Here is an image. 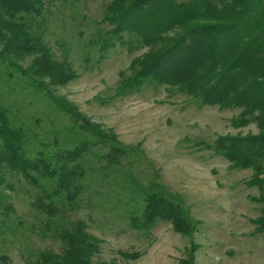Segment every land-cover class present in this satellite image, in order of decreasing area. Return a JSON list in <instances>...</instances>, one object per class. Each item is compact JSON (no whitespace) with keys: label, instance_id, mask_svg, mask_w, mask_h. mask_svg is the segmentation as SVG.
<instances>
[{"label":"rangeland","instance_id":"374dc122","mask_svg":"<svg viewBox=\"0 0 264 264\" xmlns=\"http://www.w3.org/2000/svg\"><path fill=\"white\" fill-rule=\"evenodd\" d=\"M108 2L50 0L40 26L32 27L54 58L66 59L75 73L64 85L49 86L52 94L114 134L122 145L141 152L132 155L131 167L126 166L129 180L112 171L106 178L100 173H93L91 179L87 175L79 209L65 216L85 221L87 231L100 240L99 253L92 259L95 264H179L192 243L198 246L194 264H264V236L255 233L252 223L260 213V204L253 199L259 197V190L247 185L250 170L231 168L204 147L220 136L256 134V127L234 128L230 120L237 110L199 107L165 85L145 86L131 94L121 89L133 61L147 50L130 49L119 41L105 48L98 40L111 28L102 21ZM31 59L14 58L11 65L0 62V109L23 131L28 155L36 157L40 152L49 158L85 138L23 74ZM43 82L48 83V78ZM106 150L102 144L89 147L80 165L99 168L96 155ZM4 176L0 200L12 211L0 216L7 224L0 226V251L8 255L10 264H28L45 250L60 252L54 227L43 235L48 216L33 203L40 190L19 176L8 172ZM44 184L51 189L47 181ZM159 185L197 221L192 236L175 232L169 221H158L146 231L131 227L130 216L139 215L142 208L141 193L158 191Z\"/></svg>","mask_w":264,"mask_h":264},{"label":"trees","instance_id":"16d2710c","mask_svg":"<svg viewBox=\"0 0 264 264\" xmlns=\"http://www.w3.org/2000/svg\"><path fill=\"white\" fill-rule=\"evenodd\" d=\"M49 2L0 0V62L11 65L14 58L32 56L23 74L69 117L73 127L83 131L85 139L52 157L40 152L31 157L25 151L23 131L0 109V185L8 172L36 186L41 194L33 203L48 216L43 235L54 227V238L61 243L60 252L42 251L28 264H95L92 259L99 253L100 240L87 231L85 221L69 220L65 214L79 209L87 175L91 179L93 173H100L106 178L112 171L129 180L126 166L131 167L132 155L141 152L138 147L119 143L114 134L92 124L49 90V86L64 85L75 74L68 61L56 60L32 31L33 26H40ZM102 21L111 27L98 38L105 48L119 41L130 49L147 50L133 61L131 75L121 82L120 88L127 94L145 86L165 85L199 107L237 110L230 120L234 128L256 127V134L220 136L204 147L223 157L231 168L250 170L246 182L258 188L259 197L253 199L260 204L259 216L252 223L255 233L264 236V0H109ZM44 78L49 82L44 83ZM98 144L107 147L96 155L99 168L80 165L88 148ZM44 181L51 189L44 187ZM158 189L141 193L142 208L139 215L130 216L131 227L146 231L158 221H169L175 232L192 236L197 221L184 212L178 199L164 192L163 186ZM0 208V216L7 217L12 211L11 205L2 206L1 200ZM51 217L63 219V223ZM0 226H7L4 219ZM197 249L193 243L185 248L179 264H194ZM0 264H10L8 255L1 251Z\"/></svg>","mask_w":264,"mask_h":264}]
</instances>
